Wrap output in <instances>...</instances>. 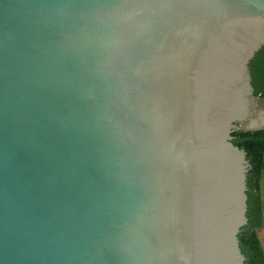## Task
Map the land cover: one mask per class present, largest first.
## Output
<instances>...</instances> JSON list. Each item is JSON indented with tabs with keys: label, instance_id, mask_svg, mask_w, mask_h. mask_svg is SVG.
Wrapping results in <instances>:
<instances>
[{
	"label": "water",
	"instance_id": "95a60500",
	"mask_svg": "<svg viewBox=\"0 0 264 264\" xmlns=\"http://www.w3.org/2000/svg\"><path fill=\"white\" fill-rule=\"evenodd\" d=\"M264 0H0V264H245Z\"/></svg>",
	"mask_w": 264,
	"mask_h": 264
},
{
	"label": "trees",
	"instance_id": "16d2710c",
	"mask_svg": "<svg viewBox=\"0 0 264 264\" xmlns=\"http://www.w3.org/2000/svg\"><path fill=\"white\" fill-rule=\"evenodd\" d=\"M252 85L257 97H264V46L250 62ZM233 142L248 153L251 169L247 177L248 222L239 233L245 264H264V249L257 233L262 225L260 181L264 170V129L255 131L237 130Z\"/></svg>",
	"mask_w": 264,
	"mask_h": 264
},
{
	"label": "crops",
	"instance_id": "0c3cea01",
	"mask_svg": "<svg viewBox=\"0 0 264 264\" xmlns=\"http://www.w3.org/2000/svg\"><path fill=\"white\" fill-rule=\"evenodd\" d=\"M263 179L261 178V181H260V197H261V205H262V218H263V222H262V225L261 227L257 228V233H258V236L261 240V243H262V246H263V249H264V243H263V235L261 233V230L260 228L263 227L264 225V186H263Z\"/></svg>",
	"mask_w": 264,
	"mask_h": 264
},
{
	"label": "rangeland",
	"instance_id": "374dc122",
	"mask_svg": "<svg viewBox=\"0 0 264 264\" xmlns=\"http://www.w3.org/2000/svg\"><path fill=\"white\" fill-rule=\"evenodd\" d=\"M258 108L261 109L262 111H264V97L263 98L258 97ZM263 116H264V114H263ZM263 119H264V117H263ZM262 179H263L262 181H263V186H264V170L262 172ZM260 230H261V233L263 235V243H264V225L262 228H260Z\"/></svg>",
	"mask_w": 264,
	"mask_h": 264
}]
</instances>
